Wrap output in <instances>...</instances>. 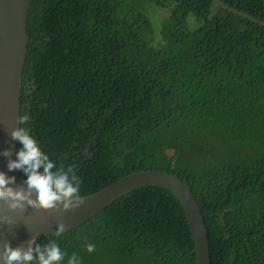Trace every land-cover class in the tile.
I'll use <instances>...</instances> for the list:
<instances>
[{
	"label": "trees",
	"instance_id": "obj_1",
	"mask_svg": "<svg viewBox=\"0 0 264 264\" xmlns=\"http://www.w3.org/2000/svg\"><path fill=\"white\" fill-rule=\"evenodd\" d=\"M218 1L230 11L212 0H31L21 126L75 171L83 197L141 171L175 175L200 209L210 264H264V0ZM247 148L254 157L240 156ZM50 240L68 254L61 264L73 253L140 264L146 250L148 264H195L180 201L155 185L36 241Z\"/></svg>",
	"mask_w": 264,
	"mask_h": 264
},
{
	"label": "water",
	"instance_id": "obj_2",
	"mask_svg": "<svg viewBox=\"0 0 264 264\" xmlns=\"http://www.w3.org/2000/svg\"><path fill=\"white\" fill-rule=\"evenodd\" d=\"M212 1L222 9L230 11L220 1ZM30 3L31 0H0V172L15 177L14 186H23V180L17 171H8V158L2 153L10 149L13 153L11 158L15 159L17 142L11 139L9 132L17 126V118L20 116L22 74L27 46L26 22ZM234 13L251 19L242 13ZM147 185L163 187L180 201L191 232L195 264H210L207 231L190 189L176 176L154 170L125 176L84 196L85 204L82 208L65 213L62 217L58 212L33 211L31 208L20 215L9 211L6 205L0 203V216H7L14 222L12 226L0 225V243L7 241L12 248H16L29 239L37 240L43 235H54L61 219L66 225L61 234L67 233L80 227L115 200Z\"/></svg>",
	"mask_w": 264,
	"mask_h": 264
},
{
	"label": "clouds",
	"instance_id": "obj_3",
	"mask_svg": "<svg viewBox=\"0 0 264 264\" xmlns=\"http://www.w3.org/2000/svg\"><path fill=\"white\" fill-rule=\"evenodd\" d=\"M27 119L26 115L19 116L17 126L9 132L11 139L22 146L16 151V158H11L13 153L10 149L2 153L8 158V171H19L27 178L22 181L23 186H14L15 177H9L0 172V203L6 205L9 211L20 215L31 208L33 211L58 212L62 217L65 213L82 208L85 204L80 191L83 181L71 167L67 170L57 168L54 161L41 151L36 139L30 135V129L21 126ZM208 122L209 120H203L199 132L206 130ZM13 223L9 217L0 216V225L12 226ZM65 227L61 219L57 223L54 235L59 236L64 232ZM189 233L191 237L190 230ZM95 250L94 244L86 245L88 253ZM67 255L55 240L38 243L33 238L16 248H12L7 241L0 243V264H61ZM152 258L151 252L146 250L140 259V264H148ZM66 264H80L77 254L73 253L68 257Z\"/></svg>",
	"mask_w": 264,
	"mask_h": 264
},
{
	"label": "rangeland",
	"instance_id": "obj_4",
	"mask_svg": "<svg viewBox=\"0 0 264 264\" xmlns=\"http://www.w3.org/2000/svg\"><path fill=\"white\" fill-rule=\"evenodd\" d=\"M157 39L159 40V36L157 37ZM217 151H222L219 146H218ZM171 154H172V151L167 152L168 156H170ZM254 155H255V153H254V150L252 148H247L240 154V156H251V157H254Z\"/></svg>",
	"mask_w": 264,
	"mask_h": 264
}]
</instances>
